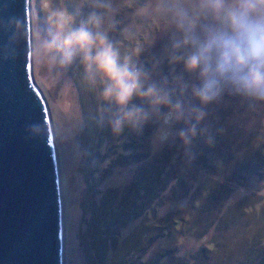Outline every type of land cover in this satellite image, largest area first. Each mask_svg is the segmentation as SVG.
Returning <instances> with one entry per match:
<instances>
[{
    "label": "rangeland",
    "instance_id": "374dc122",
    "mask_svg": "<svg viewBox=\"0 0 264 264\" xmlns=\"http://www.w3.org/2000/svg\"><path fill=\"white\" fill-rule=\"evenodd\" d=\"M82 2L83 0H47L50 7L67 6L71 10ZM45 3L46 0L30 1L31 21L38 20L42 30L48 13ZM117 6L120 10L116 18L120 21V27L135 25V35L129 37L121 33L118 27L111 36L120 41L118 46L122 54H130L135 58L137 49H142L139 60L147 63L151 69L152 64L165 55L164 48L168 39L167 34L162 31L163 21L137 15L136 7L139 4L134 5L130 0H117ZM155 71L160 74L169 72L166 59ZM175 71L178 73L180 67L177 66ZM32 76L46 101L52 128L63 126L61 135L54 134V141L61 181L64 264L133 263L136 256L135 252L130 251L132 245L126 246L124 243L134 224H128L122 230L116 228V234H110L108 231L105 233L102 223L95 227L90 222L95 206L91 204L92 189L88 181L92 179L88 172L92 168L97 170L95 177L102 176V171L108 164L103 156L111 143H101L98 155L93 153L88 163L87 156L78 148L77 143L84 127V116H91L92 108L98 109L100 106L101 84H92L86 78L79 61L66 70L50 72L46 64L32 57ZM246 101L241 96L225 94L220 102L209 106V116L204 122L211 127L215 136L214 150L217 148L219 153L231 155L235 157L234 160L241 162L247 161L245 153L248 148L245 141L252 132L256 135L251 142H259L258 147L264 145V102L251 100L247 105ZM173 127L179 129L183 124ZM155 131L148 139L152 152L157 153L171 145L180 144L179 140L163 145L154 143ZM83 140L85 143L90 141L86 134ZM205 145L203 137L198 136L194 140V159L200 157ZM261 150L264 157V148ZM177 152V156L172 159L176 177L185 179L189 194L196 189L201 190L197 197L192 198L194 194H191L192 200L189 196L180 199L182 189L177 187L175 195L167 194L162 206L155 209V216H147L149 225L159 224L158 219H163L166 215L176 217L179 214V217H183V222L175 223L174 231L180 232V236H176V258L170 264H264V167L261 169V177L251 179L243 187L229 182L228 188H233V192L219 208L221 203L217 199L226 195L220 188L224 182L222 172L226 169L223 161L219 160L221 155L216 156V153L211 152L209 163L213 165V170L209 172L208 169H202L201 165H194L192 168L194 159L191 162L185 159L183 147L182 151ZM133 170L134 167L113 168L110 175L102 177L100 194L107 189L121 192L129 184ZM207 195H212L210 200L206 199ZM257 198L261 200L257 201ZM188 202L191 204L189 208ZM208 221H215L216 224L206 231ZM110 239L115 244L113 250L108 242ZM144 260L142 258V262Z\"/></svg>",
    "mask_w": 264,
    "mask_h": 264
},
{
    "label": "clouds",
    "instance_id": "9594fccd",
    "mask_svg": "<svg viewBox=\"0 0 264 264\" xmlns=\"http://www.w3.org/2000/svg\"><path fill=\"white\" fill-rule=\"evenodd\" d=\"M45 7L44 30L38 20L31 21L29 33L27 17L14 16L7 21L12 36L23 39L25 55L30 51L50 72L79 61L86 78L101 84L93 119L113 134L126 128L142 133L155 123L154 143L179 140L191 162L198 136L209 145L215 142L204 123L210 105L225 94L264 102V0H145L137 15L163 21L168 39L164 57L151 69L139 60L142 49L135 58L122 54L120 41L111 36L120 27L117 0H83L71 11L50 7L46 0ZM134 27L125 25L120 32L132 37ZM164 59L169 72L157 73ZM176 124L183 127L174 129ZM28 127L48 137L43 120ZM52 132L61 135L63 126H53Z\"/></svg>",
    "mask_w": 264,
    "mask_h": 264
},
{
    "label": "water",
    "instance_id": "95a60500",
    "mask_svg": "<svg viewBox=\"0 0 264 264\" xmlns=\"http://www.w3.org/2000/svg\"><path fill=\"white\" fill-rule=\"evenodd\" d=\"M31 0H0V264H64L61 181L46 101L32 56L12 36L10 17H27ZM31 41H29V49ZM43 120L48 137L29 124Z\"/></svg>",
    "mask_w": 264,
    "mask_h": 264
},
{
    "label": "trees",
    "instance_id": "16d2710c",
    "mask_svg": "<svg viewBox=\"0 0 264 264\" xmlns=\"http://www.w3.org/2000/svg\"><path fill=\"white\" fill-rule=\"evenodd\" d=\"M144 2L145 0H137L138 4ZM250 101L247 99L246 104L249 105ZM96 112L97 109L93 107L91 116L87 114L84 116V127L80 135L82 139L79 137L77 143L78 148L87 156V163L91 161L93 153L95 156L98 155L97 150L101 143L104 141L111 143L105 150V156H103L104 159L108 160V164L102 171V176L95 177L97 170L92 168L88 172L92 179V181H88L92 189L93 201L91 204L95 206L90 222L95 227L102 223L105 233L108 231L110 234H114L116 228L122 230L128 224H134L133 230L124 243L126 246L132 245L130 251L131 253L135 252L136 260L132 261L131 264H170L171 260L176 258V249L174 248L176 236H180V232L174 231L175 223L183 222V217H179V214L176 217L166 215L163 219H158L159 224L149 225L147 216L148 214L155 216V209L162 206L167 194L169 196L175 195L177 187L182 189L183 195L179 197L180 199L188 196L190 198L191 194H194L192 198L199 196L201 189H196L189 194L190 190L186 187L187 182L182 177H176V172L172 168L174 166L172 159L177 156V150L182 151V146L175 144L154 153L148 139L157 129V124L149 122L142 133H136L126 128L122 133L116 135L111 132L107 124L101 126L95 122L93 117ZM85 134L90 139L88 143L83 140ZM255 135L252 132L245 141V146L248 148L245 153L247 161L234 160L235 157L225 155L223 152L219 153L217 148L214 150L213 144L209 145L208 143L202 149L200 157L192 161V168L194 165H201L202 169L212 171L213 165L209 163V157L211 158L213 152L216 153V156L221 155L219 160L223 161L226 169L222 172L224 181L222 184L224 185L221 184L220 188L225 191L226 195L217 199L221 203L219 208L233 192V188H228L229 182L243 187L251 179L262 176L261 169L264 167V157L261 149L264 148V145L258 147L260 146L259 142H251ZM117 166L122 168L134 167L129 184L119 193L116 190L107 189L100 194L102 177L110 175L113 168ZM99 194V198L96 199ZM211 197L212 195H207L206 199L210 200ZM192 198L190 199L192 200ZM260 200L257 198V201ZM189 205L191 204L188 202V208ZM95 213L99 215L96 216ZM215 224V221H208L206 231ZM108 242L113 250L115 248L114 241L110 239ZM121 250L124 248L121 247ZM142 258H145L143 262Z\"/></svg>",
    "mask_w": 264,
    "mask_h": 264
}]
</instances>
